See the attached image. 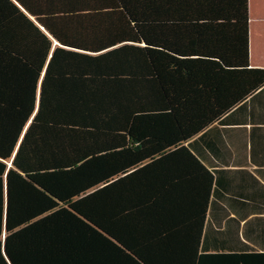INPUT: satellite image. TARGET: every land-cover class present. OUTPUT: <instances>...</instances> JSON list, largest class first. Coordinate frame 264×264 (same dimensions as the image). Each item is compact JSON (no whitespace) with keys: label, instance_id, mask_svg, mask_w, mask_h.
Instances as JSON below:
<instances>
[{"label":"trees","instance_id":"trees-1","mask_svg":"<svg viewBox=\"0 0 264 264\" xmlns=\"http://www.w3.org/2000/svg\"><path fill=\"white\" fill-rule=\"evenodd\" d=\"M248 23V0H0V264H264L207 249L198 142L264 86Z\"/></svg>","mask_w":264,"mask_h":264},{"label":"crops","instance_id":"crops-1","mask_svg":"<svg viewBox=\"0 0 264 264\" xmlns=\"http://www.w3.org/2000/svg\"><path fill=\"white\" fill-rule=\"evenodd\" d=\"M248 19L250 67L264 69V0H248ZM215 125L198 136L211 168L222 170L212 194L207 249L264 253V86Z\"/></svg>","mask_w":264,"mask_h":264}]
</instances>
